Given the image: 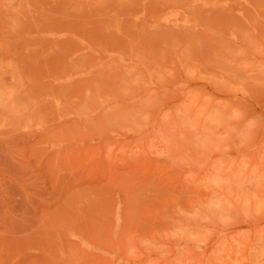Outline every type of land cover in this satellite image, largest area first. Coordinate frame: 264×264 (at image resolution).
I'll return each mask as SVG.
<instances>
[{"label": "rangeland", "instance_id": "rangeland-1", "mask_svg": "<svg viewBox=\"0 0 264 264\" xmlns=\"http://www.w3.org/2000/svg\"><path fill=\"white\" fill-rule=\"evenodd\" d=\"M0 264H264V0H0Z\"/></svg>", "mask_w": 264, "mask_h": 264}]
</instances>
